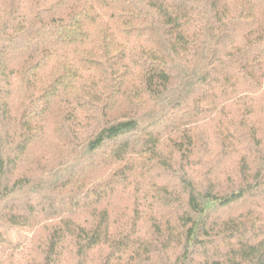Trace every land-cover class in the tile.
Wrapping results in <instances>:
<instances>
[{
	"label": "trees",
	"instance_id": "trees-1",
	"mask_svg": "<svg viewBox=\"0 0 264 264\" xmlns=\"http://www.w3.org/2000/svg\"><path fill=\"white\" fill-rule=\"evenodd\" d=\"M2 230L15 264H264V0H0Z\"/></svg>",
	"mask_w": 264,
	"mask_h": 264
},
{
	"label": "rangeland",
	"instance_id": "rangeland-1",
	"mask_svg": "<svg viewBox=\"0 0 264 264\" xmlns=\"http://www.w3.org/2000/svg\"><path fill=\"white\" fill-rule=\"evenodd\" d=\"M27 230L0 231V263L15 264L27 260Z\"/></svg>",
	"mask_w": 264,
	"mask_h": 264
}]
</instances>
